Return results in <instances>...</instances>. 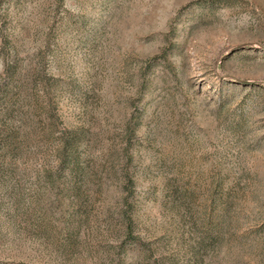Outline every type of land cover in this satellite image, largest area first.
I'll return each mask as SVG.
<instances>
[{"label": "rangeland", "instance_id": "1", "mask_svg": "<svg viewBox=\"0 0 264 264\" xmlns=\"http://www.w3.org/2000/svg\"><path fill=\"white\" fill-rule=\"evenodd\" d=\"M0 264H264V0H0Z\"/></svg>", "mask_w": 264, "mask_h": 264}]
</instances>
